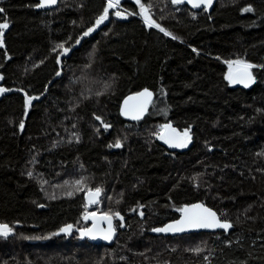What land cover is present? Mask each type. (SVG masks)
<instances>
[{
  "label": "trees",
  "instance_id": "trees-1",
  "mask_svg": "<svg viewBox=\"0 0 264 264\" xmlns=\"http://www.w3.org/2000/svg\"><path fill=\"white\" fill-rule=\"evenodd\" d=\"M140 1L165 31L133 0L98 26L109 0H0V264H264V0L211 13ZM229 61L254 66L250 87L229 81ZM145 87L149 114L126 121L122 100ZM165 122L189 133L185 151L166 148ZM97 188L111 245L77 232ZM196 202L232 230L152 233Z\"/></svg>",
  "mask_w": 264,
  "mask_h": 264
},
{
  "label": "water",
  "instance_id": "water-1",
  "mask_svg": "<svg viewBox=\"0 0 264 264\" xmlns=\"http://www.w3.org/2000/svg\"><path fill=\"white\" fill-rule=\"evenodd\" d=\"M35 1L37 2V5L41 4V2H42V0H35ZM59 1L60 0H57L56 4H54V5H47L44 7H38L36 5V9L41 10V11L51 10L57 6ZM171 2H172V0H171ZM216 2H217V0H212L211 6H207L206 4L202 3L200 7H193V4L191 2H189V0H182V2L179 4H174V3H172V4L176 7L188 6L190 9H192L194 11H202L205 9V11L207 13H211L215 7ZM0 24H3V23L0 22ZM8 27H10L9 24H8ZM4 34L5 33L3 31V36H4ZM243 71H245V69L243 67H241L239 69L231 71V74H232L233 78L235 79V77L239 73H242ZM248 71L251 72L252 77H253V73H252L251 69H249ZM229 81L233 85L239 86V87H250L253 84V82H252V83H249L248 86H245L244 83L233 82V80H230V79H229ZM145 90H147L148 92L151 93V97H148L147 95H140L141 93H144ZM155 100H156V94H155L154 90H152L148 87L142 88L136 92L130 93L129 95H127L122 100L121 107H120V114L123 117V119H125L126 121L139 122V121L143 120L149 114V111H150L151 107L153 106ZM136 115H139L140 118L134 119L133 117ZM168 125H170L171 127H166ZM185 139H187V138L184 136V133L175 129L173 127V125L170 123L165 124V142H166L167 148L174 150V151H184L185 147H175L173 145L181 143ZM92 191L94 192L95 190H92ZM101 197H102V192H100L99 197L96 198L98 200L97 203H90V200L92 199V197L89 195V191L85 194V200H86V204L88 207V211H87V214L85 215V217L87 216L89 218L86 219L84 217V220L87 223H89V226L86 228H83V229H78L77 232L79 234L80 240H82V241H88L89 243H92V244H102L103 243L105 245H111V244H113V242L115 241V239L118 235V230L115 226L117 219L113 215H109L112 219V228L114 229V233L112 234L111 239L105 240L102 238L103 232L101 231V230H103L104 232H106L108 230V221L106 219H101L105 215V213H99V212H93L92 211L93 207L101 206ZM196 204H201L205 208L211 209L213 212H215L217 218L219 219V221L221 223L227 222V223L231 224L229 221L222 220L220 218V216L218 215V213L214 209H212L211 207H209L208 205H206L203 202H196V203L188 204V205H185L182 209H184V208L190 209L189 214L202 212L201 209H192L191 208L192 205H196ZM92 214H94V216ZM184 217H185V213L183 211H180V214L176 219L170 220V221L166 222L165 224L156 227L155 229L164 228L169 224H175L177 221L182 220ZM87 229H93V232L96 233L97 238L92 239L87 235L82 236L81 233ZM231 230H232V227L228 228V229L219 228V227H210V228L186 227L185 230L181 231V232H155V231H152V233L156 236H181V235H186V234L202 233V232H204V233H215V232L229 233Z\"/></svg>",
  "mask_w": 264,
  "mask_h": 264
},
{
  "label": "snow or ice",
  "instance_id": "snow-or-ice-1",
  "mask_svg": "<svg viewBox=\"0 0 264 264\" xmlns=\"http://www.w3.org/2000/svg\"><path fill=\"white\" fill-rule=\"evenodd\" d=\"M57 0H42L41 4L37 5L38 7H44L47 5H54L56 4ZM182 0H172V3L174 4H179L181 3ZM189 2H191L193 4V7H200L201 4H206L207 6H211L212 4V0H189ZM119 3V0H116V3H113V0H109V8H114L117 6V4ZM137 3L140 4V0H137ZM150 7V6H149ZM140 8L141 11L145 13V19L148 23L149 27L155 26L157 28L160 29V31H165V29L161 28L160 25L155 24V21L151 20V18L147 15L148 9L145 7L144 4H140ZM252 9L249 8H245L244 11H251ZM4 9L0 8V12H3ZM115 15L120 16L121 13L120 12H116ZM108 18V9L106 8L104 10V14L102 16H100L98 18V20L96 21L97 26L99 24H101L104 20H106ZM8 27L7 23H3L0 24V29H6ZM94 28H90L88 29V31H86L84 33L85 36L89 35L92 31H94ZM166 35H171V33H165ZM3 36V32L0 31V37ZM176 37H173V39H175ZM2 42V41H0ZM77 43H79V41H77ZM61 48H63V45H60ZM69 49H64L65 52H67ZM230 67L231 64L236 63V64H243V68L245 69V71H243L242 73H239L235 79L233 78L231 72L229 73V79L233 80V82H239V83H244L245 86H248L249 83L254 82V79L252 77V74L250 71H248L249 69H251L252 67H254L251 64H244L242 61H229L228 62ZM59 74V73H58ZM0 91H4L3 89H0ZM140 95H147L148 97H151V93L148 92L147 90H145L144 93H141ZM33 98H29V103L30 100ZM142 111V110H141ZM134 119H139L140 116L136 115L133 117ZM97 119L99 120L100 117H97ZM105 128L108 127V125H104ZM21 128L24 127L23 123H21L20 125ZM166 127H171L170 125L166 126ZM184 136L187 138L185 140H183L181 143L178 144H174L173 146L175 147H186L188 140L190 139V137H188V132L186 131L184 133ZM161 139H163V137H161ZM116 147H120V144L117 143L115 145ZM79 183V182H78ZM101 192V189L97 188L95 189V191L93 192L92 190H89V195L92 197V199L90 200V203H97L98 200L96 199L97 197H99ZM68 195H72V193H68ZM192 209H201L202 212L200 213H190V209L188 208H184V209H180V211H183L185 213V217L180 220L177 221L175 224H169L164 228H157V229H152V231L155 232H181L184 231L186 227H194V228H210V227H219V228H224V229H228L231 228L232 225L224 222L221 223L219 221V219L216 216V213L213 212L211 209L205 208L203 205L201 204H196V205H192L191 206ZM94 216V214H92ZM115 215L119 216V213H116ZM141 215H143V213H141ZM86 219L89 217H85ZM101 219H106L108 221V230L106 232H104L103 230H101L103 232L102 238L105 240H109L112 237V234L114 233V229L112 228V219L111 217L106 213ZM121 220H123V217H120ZM95 227V226H94ZM72 229V225H67L66 227L60 229L61 232L64 233H70ZM12 232V229L8 227V225L6 224H0V236L3 237H7L10 233ZM58 233H54L53 235H57ZM82 236L87 235L92 239H96L97 235L96 233L93 232V229H87L84 232L81 233ZM194 251L199 252L200 249H195Z\"/></svg>",
  "mask_w": 264,
  "mask_h": 264
},
{
  "label": "rangeland",
  "instance_id": "rangeland-1",
  "mask_svg": "<svg viewBox=\"0 0 264 264\" xmlns=\"http://www.w3.org/2000/svg\"><path fill=\"white\" fill-rule=\"evenodd\" d=\"M135 3H137V0H133ZM114 3H116L115 1H114ZM140 3H141V1H140ZM114 10L115 11H113L112 12V8H109V6H108V12H112L111 14L112 15H114V16H117V15H115V13L116 12H120L121 13V15L120 16H122V17H127L128 15H130V12L129 11H127V10H125V9H122V6H121V4H120V2L117 4V6L114 8ZM147 15H148V12H147ZM108 16H109V13H108ZM149 16V15H148ZM141 17L145 20V22L147 23V21H146V19H145V13L143 14V15H141ZM109 18V17H108ZM108 18L106 19V20H108ZM105 20V21H106ZM148 24V23H147ZM245 64V63H244ZM241 67H243V64H236V63H233V64H231V67L229 68V73L231 72V71H233V70H236V69H239V68H241ZM163 128V127H162ZM162 128H161V132L163 131L162 130Z\"/></svg>",
  "mask_w": 264,
  "mask_h": 264
},
{
  "label": "flooded vegetation",
  "instance_id": "flooded-vegetation-1",
  "mask_svg": "<svg viewBox=\"0 0 264 264\" xmlns=\"http://www.w3.org/2000/svg\"><path fill=\"white\" fill-rule=\"evenodd\" d=\"M202 11H205V9L204 10H202ZM206 12V11H205ZM167 123H170V122H165L164 124H163V128H162V134L161 135H163V139H164V141H165V124H167ZM170 124H172V123H170ZM173 125V124H172ZM173 127H174V125H173ZM175 128V127H174ZM176 129V128H175ZM179 131V130H178ZM181 132V131H180ZM182 133H185V132H182ZM189 134V133H188ZM188 137H190V135H188ZM191 143V139H189L188 140V143H187V146L185 147V149L189 146V144ZM164 144H165V146H166V142H164ZM167 148V147H166ZM168 150H170L171 152H183V151H174V150H171V149H169V148H167ZM185 151V150H184Z\"/></svg>",
  "mask_w": 264,
  "mask_h": 264
}]
</instances>
